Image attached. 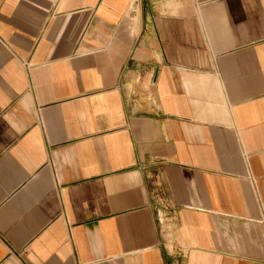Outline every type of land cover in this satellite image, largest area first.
Segmentation results:
<instances>
[{
	"label": "crops",
	"instance_id": "1",
	"mask_svg": "<svg viewBox=\"0 0 264 264\" xmlns=\"http://www.w3.org/2000/svg\"><path fill=\"white\" fill-rule=\"evenodd\" d=\"M0 264H264V0H0Z\"/></svg>",
	"mask_w": 264,
	"mask_h": 264
}]
</instances>
